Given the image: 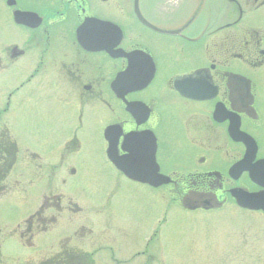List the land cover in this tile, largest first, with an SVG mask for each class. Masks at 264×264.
Returning <instances> with one entry per match:
<instances>
[{
  "label": "flooded vegetation",
  "instance_id": "af4514ba",
  "mask_svg": "<svg viewBox=\"0 0 264 264\" xmlns=\"http://www.w3.org/2000/svg\"><path fill=\"white\" fill-rule=\"evenodd\" d=\"M10 71L0 116L30 90L20 108L48 119L32 132L71 136L50 153V179L88 168L79 136L101 135L107 152L118 126L119 155L154 162L170 179L158 190L187 212L264 218V0H0V76ZM64 196V211L83 212ZM64 196H45L36 217L63 211Z\"/></svg>",
  "mask_w": 264,
  "mask_h": 264
},
{
  "label": "rangeland",
  "instance_id": "374dc122",
  "mask_svg": "<svg viewBox=\"0 0 264 264\" xmlns=\"http://www.w3.org/2000/svg\"><path fill=\"white\" fill-rule=\"evenodd\" d=\"M14 85L12 71L0 76V112ZM28 94L30 90L15 98L0 117V129L9 131L19 150L18 163L8 160L7 169L3 164L0 169V264H41L62 247L84 253L73 255L82 257L81 264H95L86 257L92 253L96 264H264V218L180 209L166 192L119 175L106 160L101 135L83 134L77 141L82 147L78 158L84 155L88 168L66 164L76 166L74 177L64 166L50 179V153L62 154L71 136L65 130L32 132L33 124L43 127L48 119L33 116V107L20 108L18 100ZM12 143L7 138L0 150ZM29 153L40 159L29 160ZM52 194L70 196L83 212L64 211L69 208L64 196L63 211L51 205L42 217L26 223ZM159 221V236L146 248ZM141 251L147 257L138 256Z\"/></svg>",
  "mask_w": 264,
  "mask_h": 264
},
{
  "label": "water",
  "instance_id": "95a60500",
  "mask_svg": "<svg viewBox=\"0 0 264 264\" xmlns=\"http://www.w3.org/2000/svg\"><path fill=\"white\" fill-rule=\"evenodd\" d=\"M150 168V167H149ZM151 169V168H150ZM122 170H124L125 171V169H123L122 168ZM151 171V170H150ZM125 172H127V171H125ZM128 173V172H127ZM129 175V177H131L133 180H136V181H140V182H142V183H149L150 185H152L153 187H160L161 185H165V184H167V182H168V180L166 179V178H164V177H162V176H157L156 178V180H157V182L155 181V179H152V178H148V180L146 179V180H143L142 178H139V177H134V176H132V175H130V174H128Z\"/></svg>",
  "mask_w": 264,
  "mask_h": 264
}]
</instances>
